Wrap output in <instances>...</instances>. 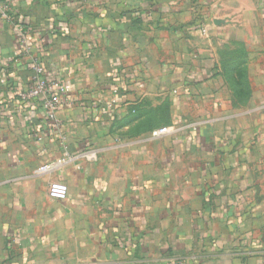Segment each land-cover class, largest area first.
<instances>
[{
    "label": "crops",
    "instance_id": "obj_1",
    "mask_svg": "<svg viewBox=\"0 0 264 264\" xmlns=\"http://www.w3.org/2000/svg\"><path fill=\"white\" fill-rule=\"evenodd\" d=\"M11 1L0 264H264V0ZM33 55L71 89L59 126L17 97Z\"/></svg>",
    "mask_w": 264,
    "mask_h": 264
},
{
    "label": "built area",
    "instance_id": "obj_2",
    "mask_svg": "<svg viewBox=\"0 0 264 264\" xmlns=\"http://www.w3.org/2000/svg\"><path fill=\"white\" fill-rule=\"evenodd\" d=\"M12 1L0 0V21H10L12 19ZM25 33V30H24ZM23 51L17 55L30 51L31 46L24 41ZM31 75L27 86L17 93L20 100L36 99L43 111L44 119L56 126H59L58 110L61 107L69 106L72 103L70 93L71 89L65 83L51 76L46 70L41 60L33 55L31 58ZM174 132L172 126H161L150 132L152 138H160ZM96 152L92 150H84L78 154L83 159L95 158ZM66 162L65 158H60L42 165L38 168V172H48L55 169L60 164ZM48 195L56 199H65L67 196V185L62 181H53L48 184ZM60 264H96L94 261H75L72 263Z\"/></svg>",
    "mask_w": 264,
    "mask_h": 264
},
{
    "label": "trees",
    "instance_id": "obj_3",
    "mask_svg": "<svg viewBox=\"0 0 264 264\" xmlns=\"http://www.w3.org/2000/svg\"><path fill=\"white\" fill-rule=\"evenodd\" d=\"M152 118H155L156 121H157V123H159V122H162V121L164 120V115H161V114H159V115H153ZM152 118H151V119H152ZM150 123H151V122H150ZM140 125H141V124H140ZM151 125H152V123H151Z\"/></svg>",
    "mask_w": 264,
    "mask_h": 264
}]
</instances>
